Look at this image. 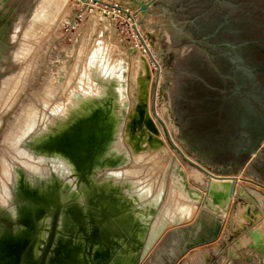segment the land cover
Masks as SVG:
<instances>
[{"label": "bare ground", "instance_id": "bare-ground-1", "mask_svg": "<svg viewBox=\"0 0 264 264\" xmlns=\"http://www.w3.org/2000/svg\"><path fill=\"white\" fill-rule=\"evenodd\" d=\"M5 2L0 0V9ZM11 8L8 5L0 14V72L8 68L9 60L4 39L14 41L17 35V27L10 28L14 14L5 21ZM42 13L40 8L36 17ZM149 18L151 21L139 27L144 32L160 17ZM100 22L103 35L113 34L127 53L112 63L96 49L84 61L74 84V71L65 77L61 61H57L40 102L28 100L25 118L7 140L11 160L3 156L7 182L0 177V264H16V252L26 247L31 258H38L58 198L71 203L62 208L48 264H141L142 260L173 264L189 245L214 235L226 215L225 209L215 214L203 208L205 174L175 154L164 137V122L152 113L153 71L144 50L124 39L111 16L103 13ZM16 56L19 60V45ZM15 74L0 78V101ZM147 118L157 131L147 126ZM79 123L85 128L93 126L84 132L86 136L111 134L100 166L80 186L71 177L74 163L64 154L50 151L64 124ZM150 167L156 168L155 174L146 173ZM209 172L214 178L224 177ZM251 193L264 206L263 194L255 189ZM199 255L193 253L188 259ZM204 257L210 258L209 254Z\"/></svg>", "mask_w": 264, "mask_h": 264}, {"label": "rangeland", "instance_id": "rangeland-1", "mask_svg": "<svg viewBox=\"0 0 264 264\" xmlns=\"http://www.w3.org/2000/svg\"><path fill=\"white\" fill-rule=\"evenodd\" d=\"M127 1L125 0V3ZM125 3L116 0H102L101 3L93 0H6L3 7H1L0 14L5 7L12 5L5 21L9 20L14 14L10 28L11 26L12 28L17 27V35L14 41L4 39L9 60H7L8 68L0 72L1 78L10 72L16 71L0 101V177L6 182L7 178L3 175L2 162L3 156L11 160L7 140L12 137L20 122L25 118V112L23 111L25 105L29 101L40 102L42 91L46 87L52 73L55 72L57 61L62 62H59V64L63 66L65 77L74 71V80L72 82L74 84L79 70L85 63L84 61L96 49H101L112 63L116 62L120 56L125 55L126 50L120 48L113 34H111V37L103 35L104 26L100 22V17L103 13L111 15L124 34V12L108 5L115 4L120 8L126 9ZM40 8L43 13L37 18L36 14ZM34 12L35 15L33 17ZM74 21L75 23L73 24ZM32 27L33 29L31 30ZM141 31L144 33H142V36L146 45L156 58L146 32L143 29ZM125 37L129 41H133L134 44H138L140 49L144 50V54L151 63L153 71L151 90L152 113L155 116L156 112L164 122L165 118L159 106L158 94L155 102L153 99V90L156 83V65L148 51H145L146 48L137 33ZM18 45L19 60L16 56ZM140 49L138 51L142 52ZM136 56L137 54L132 57V64H135ZM155 118L157 119L156 116ZM65 128L74 129L72 126ZM163 134L175 154L180 155L171 145L169 134L188 157L196 162L199 161L197 157L186 152L178 137L174 135L172 126L167 128L163 125ZM180 157L183 159L181 155ZM158 166L159 163L157 164ZM152 168L147 169L146 173L155 174L157 170ZM141 171L142 169H140ZM253 173L254 176L251 178L253 180H247V176L242 174L237 176L234 199L217 232L202 243L189 248L187 250L188 253L186 252V254L180 256L175 264H264V206L251 193V190L255 189L263 194L261 198L264 199V176L256 174V170H253ZM72 178L75 177L73 176ZM193 253L200 254V258H195V260L188 259ZM208 254L210 258L206 259L204 256ZM141 264H144V262Z\"/></svg>", "mask_w": 264, "mask_h": 264}, {"label": "flooded vegetation", "instance_id": "flooded-vegetation-1", "mask_svg": "<svg viewBox=\"0 0 264 264\" xmlns=\"http://www.w3.org/2000/svg\"><path fill=\"white\" fill-rule=\"evenodd\" d=\"M171 8L188 36L208 42L216 70L211 96L176 100L188 144L221 159L247 154L256 136L241 126L242 98L264 118V0H176Z\"/></svg>", "mask_w": 264, "mask_h": 264}, {"label": "water", "instance_id": "water-1", "mask_svg": "<svg viewBox=\"0 0 264 264\" xmlns=\"http://www.w3.org/2000/svg\"><path fill=\"white\" fill-rule=\"evenodd\" d=\"M93 1L100 3L102 2V0ZM175 1L176 0H128L125 3L127 7L132 8L135 11L134 15H131V18L133 19L134 16H138V20L135 22L133 27L136 30L139 39L143 42L145 48L147 49L154 64L156 65V83L153 90V99L155 102L156 95L158 94L157 97L159 100V106L161 110H163V115L167 120L168 115L167 111L164 109L163 102L167 96L169 61L166 59V53L163 49V45H161L160 41L158 40V31L164 30L165 23L163 24V18L166 17L173 20L171 16V14H173V10L171 6ZM108 6L122 10L124 13H129L127 9L120 8L115 4H109ZM149 15L160 17L159 20L152 22V29L150 31L145 28L147 38L154 50L156 58L152 55L151 50L145 44L143 36L137 30L138 26L146 25V22H149ZM173 24L181 28L176 22ZM133 51L134 47H131L130 52ZM148 73L149 75L151 74L149 67ZM160 77L161 82L158 89L157 86ZM241 103V126L245 128L249 134L256 136V139H254L248 148L249 151L247 154H237L236 157L228 159L217 158V154H209L207 150H202L204 147L199 142L197 146L202 150V152L201 150L199 151V149L197 151L196 149L192 148L188 144L187 139L183 136H180L182 146L186 152L197 157L199 160L198 162H200L202 165L201 166L200 164L193 162L188 157L184 156L182 150L169 138L173 148L182 155L184 160L205 174L206 179L202 182L201 186L205 192L202 206L203 208L213 211L215 214H220L221 209H225L226 213L229 210L231 197L236 190V176L239 173H243L244 176H247V179L253 178V170H256V174H261L264 176V149L263 147L260 149L261 143L264 141V118L248 98H242ZM155 116L159 121L162 122L161 118L158 116V114H156V112ZM146 124L151 130L157 131L155 124L150 118H147ZM71 126L74 127V129L69 130V128H65ZM85 127L86 126H84V123H79L76 125L64 124V128L60 136L56 138L57 141L50 147V151L64 154L74 163L75 170L71 173V176L77 178L74 179L76 180L78 186L88 183L89 178H91L96 169L100 166L101 157L107 150L108 143L111 140V134L107 135L105 133H102L98 138L94 137V135L86 136L84 132L94 128L93 126L88 128ZM89 138L90 141L87 140ZM209 171L224 177L214 178L215 176H213ZM69 203H71L69 200L64 201L60 198L56 200L55 209L51 214L49 232L44 247L41 250L38 258H31V250L29 247H26L25 249H21L16 252V264H48V257L56 239L62 208ZM198 244L200 243L189 245V247L186 249L188 250L189 248ZM187 250L185 252H187ZM185 252L179 253L174 259L173 264H175L180 256L185 254ZM142 262L146 264L144 260H142Z\"/></svg>", "mask_w": 264, "mask_h": 264}, {"label": "crops", "instance_id": "crops-1", "mask_svg": "<svg viewBox=\"0 0 264 264\" xmlns=\"http://www.w3.org/2000/svg\"><path fill=\"white\" fill-rule=\"evenodd\" d=\"M126 9L129 13H123L125 24L124 34L122 30H120L124 39L127 41L125 36H131L133 33H137L133 28V21L138 20V16H134L132 19L131 15H134L135 11L129 7H126ZM171 16L173 20L166 17L163 18V24L165 23L164 30L158 31V40L161 45H163L166 59L169 61L167 96L163 102L164 109L167 111L168 120L164 117V122L166 126H172L174 135L177 136L178 140L181 142L180 136H185L182 130L183 128L179 123L181 109L176 100L186 92L190 95L199 92V94L203 96L209 93L208 96H211V92L207 91L206 88L211 87L212 84H208L207 81L217 78L214 76L216 70L213 67L212 56L207 48L208 42H206L205 38L199 40L193 36H188L183 26L176 22L174 15L171 14ZM174 22L181 28L175 26L173 24ZM113 23L116 24L114 20ZM139 27L140 26H138V31L142 34L143 32ZM160 82L161 77L159 79V85L157 86L158 89ZM207 151H210V149H207Z\"/></svg>", "mask_w": 264, "mask_h": 264}, {"label": "built area", "instance_id": "built-area-1", "mask_svg": "<svg viewBox=\"0 0 264 264\" xmlns=\"http://www.w3.org/2000/svg\"><path fill=\"white\" fill-rule=\"evenodd\" d=\"M135 22H136V21H134L133 23L135 24ZM133 28H134V27H133ZM138 32H139V31H138ZM139 33H140V32H139ZM141 35H142V34H141ZM143 39H144V38H143ZM144 41H145V40H144ZM145 44H146V42H145ZM147 47H148V46H147ZM148 48H149V47H148ZM149 49H150V48H149ZM152 55H153V54H152ZM164 125H165V127H167L166 124H165V122H164ZM167 128H168V127H167ZM169 136H170V134H169ZM170 139H171V137H170Z\"/></svg>", "mask_w": 264, "mask_h": 264}]
</instances>
